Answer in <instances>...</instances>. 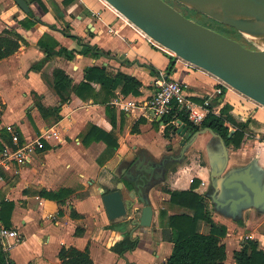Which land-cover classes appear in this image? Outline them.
<instances>
[{
    "label": "crops",
    "instance_id": "1",
    "mask_svg": "<svg viewBox=\"0 0 264 264\" xmlns=\"http://www.w3.org/2000/svg\"><path fill=\"white\" fill-rule=\"evenodd\" d=\"M29 1L34 11L31 19L36 21L30 28L25 25L28 13L14 0H0V37L19 43L14 53L0 59V149L12 145L15 132L25 143L41 138L47 148L36 150L28 165L14 164L3 172L0 182L3 203L14 204L10 225L23 235V242L6 256L14 264H62L60 249L74 246L89 247L95 264H162L173 249L168 237L169 216L191 213L171 203L165 189L188 190L194 183L191 178L199 181L195 192L204 197L214 221L228 229L222 239L227 250L224 264H236L234 252L247 240L257 241L264 249V214L249 208L235 220L218 212L207 196L210 162L218 151L217 139L209 132L200 135L186 152L185 159L170 165L162 178L159 164L167 155L179 153L181 138L173 135V131L170 138L165 137L166 126L151 114L143 113L139 106L154 93V77L161 72L167 73L170 58L174 57L171 76L186 84V92L193 100L207 101L216 114L228 104L237 122L248 123L241 147L228 146L229 167L242 166L256 158L263 169L264 107L158 46L105 0H71L68 3L67 0H54L56 11L47 0H43L47 10L38 1ZM6 30L10 33L5 34ZM45 35L50 37L48 42H58L55 50L65 47L73 58L51 54L41 47L39 40ZM90 66L106 68L112 74L122 72L134 76L142 83L141 94L125 95L118 88L110 101L102 103L92 98L84 100L71 88L69 100L63 102L53 87L54 70L63 69L72 79V85H76L85 81V69ZM92 85L96 93H102L101 84ZM16 97L20 99L17 113L11 104ZM134 101L136 108L125 110L122 107ZM38 102L47 109L61 107V117L58 119L49 111L43 115ZM107 105L114 109V124ZM140 118L144 121L138 125L139 130L133 132ZM93 125L117 139L119 147L111 157L103 154L107 148L105 141L84 142ZM227 125L232 133L236 130L230 123ZM99 157H102V165ZM178 164L180 167L176 169ZM138 172H150L153 181L161 178L147 192L154 209L152 224L149 229H132L131 234L139 238L140 246L119 256L110 248L124 238L123 232L128 229L124 223L139 217L140 209L131 210L127 219L111 220L100 189L105 188L102 184L105 183V190L109 192L107 187H112L113 180H117V185L121 182L129 196L126 184L132 183ZM60 189L72 192L60 200L43 195L45 191ZM73 210L82 217L73 218ZM161 211L167 212L162 218ZM78 225L85 228L81 236L76 235ZM197 228L202 233L210 232V225L203 220L198 222Z\"/></svg>",
    "mask_w": 264,
    "mask_h": 264
},
{
    "label": "water",
    "instance_id": "2",
    "mask_svg": "<svg viewBox=\"0 0 264 264\" xmlns=\"http://www.w3.org/2000/svg\"><path fill=\"white\" fill-rule=\"evenodd\" d=\"M14 1L25 13L32 12L29 0ZM47 1L56 11L54 0ZM105 1L156 43L173 51L176 57L210 73L264 107V0H174L234 28L253 44L252 48L195 21L168 0ZM157 121L163 123L161 118ZM179 122L180 126L172 133L181 138V150L177 155L164 157L159 164L160 176L164 178L169 161L181 162L196 139L209 132L217 139L218 146L210 162L207 193L215 209L235 220L249 208L264 214V169L258 160L254 158L245 165L229 167V147L220 133L210 127L194 131L186 123ZM151 178L150 172H138L132 183L126 184L129 196L121 182L109 192L101 187L108 217L111 220L127 219L131 210L140 209V216L130 220L133 229H149L154 209L147 192L161 181V178L157 181Z\"/></svg>",
    "mask_w": 264,
    "mask_h": 264
},
{
    "label": "trees",
    "instance_id": "3",
    "mask_svg": "<svg viewBox=\"0 0 264 264\" xmlns=\"http://www.w3.org/2000/svg\"><path fill=\"white\" fill-rule=\"evenodd\" d=\"M34 1H38L43 8L47 10V6L44 4L43 0H31V2ZM69 1L71 0H67L66 2L68 3ZM168 1L171 2L173 0ZM190 11L202 18L211 19L196 11ZM32 12L34 11L32 10ZM32 12L28 13L29 18L25 23L28 28L32 27L36 23L35 20L31 19L34 15ZM59 18L62 19L63 16H59ZM229 28L236 31L232 27ZM4 33H10V31L6 30ZM239 36L242 37L240 34ZM49 38L50 37L48 35H45V37L40 39V46L45 48L51 54L58 53L60 55H66L69 58H73V54H68L65 47L55 50L58 42L54 40L52 42H48L47 40ZM18 47L19 43L17 41L14 42L12 40H7L4 36L0 37V59L11 55L18 49ZM174 66L175 60L174 57H171L167 68L168 75L171 76ZM53 78V87L61 96L63 102L69 100V90L71 88H73L77 95L84 100L92 98L94 101L102 103L110 101V99L115 96V90L118 88H121V93L125 95L133 94L135 96H139L141 94L140 87L142 86V83L134 76L122 72L112 74L108 72L106 68L98 66L87 67L85 69V81L76 85H72V79L61 68L54 70ZM92 83L101 84V94L95 92ZM198 102L203 101L198 100ZM37 105L43 115L46 116V111H49L52 115H55L56 118L59 119L61 117V107L58 106L47 109L40 102H38ZM107 112L111 116L112 123L114 124V109H111V107L107 105ZM174 116L175 113L165 117V122L169 123L174 118H180L184 123L191 126L194 131L203 127H210L224 137L228 146H232L235 149H239L241 147L246 131L248 130V123H239L230 114V105L228 104L221 109L220 114H216L214 112L209 113L201 125L192 124L182 113L177 114L176 117ZM143 121L144 118H140V120L133 126L132 131L137 132L139 130L138 125ZM227 123H230L236 128L233 133H231V127L227 125ZM173 129L174 125L172 123L166 125L164 131L165 137L170 138ZM92 140H103L107 143V148L103 153L104 156L106 155V158L111 157L114 154L115 149L119 147V143L112 133L106 132L95 125L91 126L84 138V142L88 144ZM46 148L47 145H45V149ZM98 162L102 165V157H99ZM113 182L114 185L112 187H107L109 191H113L117 187V180H113ZM193 182L192 187L188 190L165 189V191L170 194L171 203L189 209L191 213H180L169 216L168 226L170 228V234L168 237L173 243V249L171 254L162 264H224L227 258L226 244L222 241V239L227 235L228 229L225 225L218 224L214 221L212 213L209 211L204 202V197L195 192V188L199 185V181L194 179ZM102 184L106 188L107 184ZM129 186L131 187V185ZM71 192L72 190L70 189H60L57 192L45 191L43 195L51 199L60 200ZM13 208V203H3L2 217L7 227H11L10 217ZM6 209L8 211L7 213H5ZM166 214V211H161V218ZM72 216L75 219L82 217L74 210L72 211ZM200 220H203L210 225L209 233H202L198 231L197 227ZM239 222L241 223L242 221ZM124 225L128 227L126 231L123 230L124 238L115 242L110 248L111 251L117 253L119 256H124L128 251H132L140 246L139 238L131 235V230L133 229L131 221L125 222ZM113 227H115V225ZM84 232L85 228L78 225L76 228V235L81 236ZM59 258L62 261V264H95L93 258L91 257L89 247L79 249L74 246H63L59 251ZM234 258L236 260V264H264V249L259 246L257 241L247 240L240 250L234 252ZM5 259V252L0 249V262H3Z\"/></svg>",
    "mask_w": 264,
    "mask_h": 264
},
{
    "label": "built area",
    "instance_id": "4",
    "mask_svg": "<svg viewBox=\"0 0 264 264\" xmlns=\"http://www.w3.org/2000/svg\"><path fill=\"white\" fill-rule=\"evenodd\" d=\"M154 93L144 101H141L139 109L143 113L151 114L155 119L161 118L163 126L172 123L174 129L180 126V118H174L171 122L166 123L165 117L175 113L184 114L187 119L194 125H201L207 115L214 112L208 107L207 101L197 102L186 92V84L172 78L166 72L158 73L153 81ZM125 110L130 107H137V103L129 102L122 106ZM215 113V112H214ZM183 122V121H182ZM45 149V144L41 138L32 142H22L20 135L15 132L12 134V145H5L0 149V182L3 180V172L8 170L12 165L26 166L31 163L33 154L36 150ZM192 183L193 178L190 180ZM3 198L0 193V241L2 250L8 253L13 247L23 242V235L16 228L7 227L2 217ZM0 264H14L8 256Z\"/></svg>",
    "mask_w": 264,
    "mask_h": 264
},
{
    "label": "rangeland",
    "instance_id": "5",
    "mask_svg": "<svg viewBox=\"0 0 264 264\" xmlns=\"http://www.w3.org/2000/svg\"><path fill=\"white\" fill-rule=\"evenodd\" d=\"M180 11H182L184 14H186L187 16H189L190 18L194 19L195 21L201 23L202 25L205 26H210L212 28H214L216 31L222 33L223 35L233 38L235 40L240 41L243 45H245L246 47H254L253 44H251L248 40H246L245 38H242L241 36H239V34L232 30L231 28L225 26L224 24H221L213 19H206V18H202L201 16L191 12L189 9L181 6L180 4L171 1ZM18 102H20L19 97L13 98L11 104L14 106V108H16V113L19 111V107L20 104H17ZM232 165V164H230ZM180 167V164L176 165V169ZM170 176V174H168ZM221 220H223V218H221ZM220 224V223H219ZM264 231V226H263V230ZM259 246H263L262 244H259Z\"/></svg>",
    "mask_w": 264,
    "mask_h": 264
},
{
    "label": "bare ground",
    "instance_id": "6",
    "mask_svg": "<svg viewBox=\"0 0 264 264\" xmlns=\"http://www.w3.org/2000/svg\"><path fill=\"white\" fill-rule=\"evenodd\" d=\"M106 3H108L106 1ZM108 5H110L108 3ZM113 9H115L112 5H110ZM116 10V9H115ZM117 11V10H116ZM126 21H128L130 24H132L133 26H135L129 19H127L124 15H122L119 11H117ZM136 27V26H135ZM139 31H141L145 36H147L149 39H151L145 32H143L141 29H139L138 27H136ZM152 40V39H151ZM154 43H156L154 40H152ZM158 46H160L161 48H163L164 50H166L167 52H169L170 54L174 55L175 56V53L165 47H163L162 45L156 43Z\"/></svg>",
    "mask_w": 264,
    "mask_h": 264
},
{
    "label": "flooded vegetation",
    "instance_id": "7",
    "mask_svg": "<svg viewBox=\"0 0 264 264\" xmlns=\"http://www.w3.org/2000/svg\"><path fill=\"white\" fill-rule=\"evenodd\" d=\"M174 1V0H173ZM174 2H176V1H174ZM177 3V2H176ZM177 155V154H176ZM177 162L176 161H169L168 163H167V170L169 169V167H170V165H174V164H176Z\"/></svg>",
    "mask_w": 264,
    "mask_h": 264
}]
</instances>
